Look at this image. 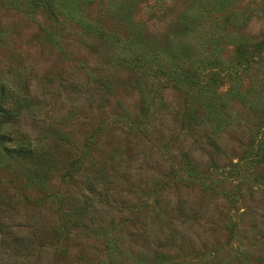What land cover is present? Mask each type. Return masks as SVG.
<instances>
[{
    "label": "rangeland",
    "instance_id": "1",
    "mask_svg": "<svg viewBox=\"0 0 264 264\" xmlns=\"http://www.w3.org/2000/svg\"><path fill=\"white\" fill-rule=\"evenodd\" d=\"M44 1L0 0L5 134L48 141L36 170L0 148V214L34 219L10 263L264 264V165L252 143L264 132V0H114L136 14L124 21L109 0H54V15ZM185 10L190 36L176 25ZM79 16L105 31L88 33ZM215 114L220 149L208 143ZM102 171L120 174L114 202L96 224L78 221L73 197ZM180 202L186 212L174 211Z\"/></svg>",
    "mask_w": 264,
    "mask_h": 264
},
{
    "label": "trees",
    "instance_id": "2",
    "mask_svg": "<svg viewBox=\"0 0 264 264\" xmlns=\"http://www.w3.org/2000/svg\"><path fill=\"white\" fill-rule=\"evenodd\" d=\"M110 1V7L112 8V12L115 14L116 19L123 20L128 18L132 19L136 18V14L132 13L129 9H125L126 7L120 8V5L118 2H115L114 0ZM229 0H217L216 4L213 2H205L203 3L204 7H215V6H221L225 5ZM41 5H45L46 9L49 10V12H52V15L56 14L59 10V3L56 4L54 0H46L44 2H40ZM66 14H70V11H72V6H67ZM76 23H78L84 30H86L88 33H97L101 34L103 31H105V28L103 26H100L98 23L95 24L88 20L86 16H79L76 18ZM176 25L179 26V31L183 35L190 36L193 33V28L196 26V23L193 22V16L190 14L189 10L183 11L180 20L176 22ZM197 29V28H196ZM138 31H141L140 29H137ZM137 39L140 38V34H137ZM132 43H134L135 38L133 37ZM130 40V41H131ZM169 41V40H168ZM174 48V44H170ZM173 57L176 61L183 60L184 56L186 55V48L185 53L181 55L178 52H172ZM178 55V57H177ZM134 65V62L132 63ZM135 66V65H134ZM136 67V66H135ZM171 72H176L175 70H168V73L163 75H168ZM183 77H177V82L179 80H183L184 83H187V78L185 75H182ZM245 99H249L248 96H244ZM12 115L10 114L9 110L5 106V84L0 78V148L3 151L5 155H7L10 159L15 160L16 163L20 164L24 167L25 170H36V166L39 162L42 161V159L46 156L47 149H48V141H46L45 138H42L41 136H37L35 138L27 137L26 135L23 136L25 140L17 141L13 136L10 134H5L6 129H8V124L11 123ZM210 119V118H208ZM211 121H215L214 124L210 122L208 125L212 126L209 134H208V143L210 146L219 148V138L222 131V123L218 117L217 114L211 118ZM224 123H227V119H224ZM43 130H51L52 123L43 127ZM146 130V128H145ZM163 135L162 131H158V138L157 141H162L161 138ZM252 143L254 145L255 149V155L258 157L261 164L264 165V132L261 136L255 138L252 140ZM119 175L113 176L114 180H111L110 175L107 173V171H102L99 175H93L91 177H87L88 181L85 182L83 188H79L81 191L80 195H76V197H73V199H76V204L73 206H70L73 213L75 214L77 220L84 221L86 217H89L87 220L92 223L96 224L97 219L99 216H101L105 211H107L108 205L111 204V202H114L115 194L112 192L113 185L115 186V183L117 179L119 178ZM124 179L127 178L128 174H121ZM169 202V201H168ZM89 211L92 213L91 215L86 214L85 212ZM175 212H186L185 203L180 202L177 203L176 208L174 210ZM6 218L10 221L12 217L6 216ZM160 223H162L161 220H159ZM168 222H165L166 226L171 227ZM163 225V223H162ZM34 226V219L32 217H21L17 218L15 217L12 222H6L5 223V212H2L0 214V253L7 254V263L4 261H1L0 264H11L10 260H16L17 253L13 251L12 249V242H15L20 247L19 250L24 248V244L29 240V237L25 235V229L33 228ZM233 227H237V224L234 223L232 225ZM140 229L141 233L144 234V237L142 236V247H144L146 244H150L148 242V235L149 233L152 234L153 229L151 227H148V225H144L143 227L138 228ZM151 229V230H150ZM150 230V231H149ZM30 232V231H29ZM148 232V233H146ZM31 234V232H30ZM9 237H12L13 241H8L7 239ZM4 249H6L4 251ZM115 252L118 250V245H114ZM18 251V250H17ZM20 257V255L18 256Z\"/></svg>",
    "mask_w": 264,
    "mask_h": 264
}]
</instances>
